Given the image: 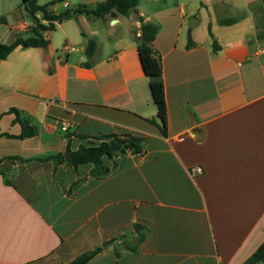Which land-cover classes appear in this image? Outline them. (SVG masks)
<instances>
[{"label": "crops", "instance_id": "obj_1", "mask_svg": "<svg viewBox=\"0 0 264 264\" xmlns=\"http://www.w3.org/2000/svg\"><path fill=\"white\" fill-rule=\"evenodd\" d=\"M25 1L0 0V44L42 34L49 45L0 61V134L14 136H0V264H71L98 248L87 264H245L264 242V0H206L215 40L195 30L202 19L187 24L197 0H142L129 16L78 15L54 31L36 28ZM55 1L38 4L59 15L105 0ZM141 19L158 27L166 135ZM13 109L37 135L17 138ZM123 135L143 152L103 178L43 161Z\"/></svg>", "mask_w": 264, "mask_h": 264}, {"label": "trees", "instance_id": "obj_2", "mask_svg": "<svg viewBox=\"0 0 264 264\" xmlns=\"http://www.w3.org/2000/svg\"><path fill=\"white\" fill-rule=\"evenodd\" d=\"M39 0H26L25 5L27 6L30 13L36 15L38 13L43 14V19L48 24H42L39 22L36 28L43 31H54L56 26L55 22H62L70 18L77 17L78 15H86L89 18L103 19L106 20L108 17L116 18L118 16H129L133 11L136 10L137 6L142 0H105L100 3L95 9L88 7H80L78 9L66 10L65 12L55 15L48 11L49 5L41 6L38 4ZM66 0H56L52 4L63 3ZM142 22V35L138 41V54L143 69L149 78L150 88L154 103L158 111V119L161 123V130L166 135L167 129V101L165 95V85L163 81V66L160 55L154 51L152 44L158 34V27ZM237 22L236 19L222 20V25H233ZM211 28H209V31ZM214 51L217 52V42L214 43ZM49 45L47 40L42 34H39L35 38H18L15 42L10 45L0 44V61L5 60L8 56L18 47L25 49L28 48H45ZM195 46L192 37L189 36L187 48L190 49ZM95 42H89V49L91 53L94 51ZM90 53V51H89ZM88 65V64H86ZM13 113L16 114L15 123H20L22 127L21 134L17 136L18 139L31 138L37 135V129L30 125L29 122L23 120L20 117L18 110L13 109ZM156 122V121H152ZM0 136L14 137L9 134H0ZM99 144H91L90 146H80L77 151H71L68 147L65 153H58L56 155L48 156L43 161H53L56 164H66L68 166L78 168L81 165L93 164L94 169L91 175L94 178H103L111 173V171L117 166L114 161L116 157H124L129 155H139L143 152L144 139L133 136H105L97 138ZM122 142V146L118 152L111 150V143ZM113 162L112 165L107 164ZM3 159L0 158V165ZM101 248L95 251L86 253L71 264H87L93 259L98 253L101 252ZM245 264H264V242L257 249V251L251 256V258Z\"/></svg>", "mask_w": 264, "mask_h": 264}, {"label": "rangeland", "instance_id": "obj_3", "mask_svg": "<svg viewBox=\"0 0 264 264\" xmlns=\"http://www.w3.org/2000/svg\"><path fill=\"white\" fill-rule=\"evenodd\" d=\"M198 4L195 5V7L193 8L194 12H192V18L189 19L188 21V25L190 26L191 23H192V19L195 20L197 23V21H199V19H202V22H200V24H198L196 26V31L199 32L200 34H205V33H209V28L211 27L212 28V31L213 33L215 34L214 36V40L217 38V35H218V29L219 27L218 26H215L213 25L212 23V19L210 17V11H209V7L207 5H205V2L206 0H197ZM214 2V1H212ZM239 15V12L238 11H234V10H231L228 14L227 17H230V18H236L238 17ZM209 36V41L210 42H213L212 41V36L211 35H208Z\"/></svg>", "mask_w": 264, "mask_h": 264}, {"label": "water", "instance_id": "obj_4", "mask_svg": "<svg viewBox=\"0 0 264 264\" xmlns=\"http://www.w3.org/2000/svg\"><path fill=\"white\" fill-rule=\"evenodd\" d=\"M28 18H29V19L32 21V23L35 24V25H37V24L39 23V19H38L35 15L31 14L30 12L28 13ZM191 26H193L192 23H191ZM84 55H86V53H84ZM198 132H199L198 130H195V131H194L195 134H197ZM121 146H122V142H114V143H111V145H110L111 150H112L113 152H118L119 149L121 148ZM107 246H109V244H105V245H103L104 248L107 247Z\"/></svg>", "mask_w": 264, "mask_h": 264}, {"label": "built area", "instance_id": "obj_5", "mask_svg": "<svg viewBox=\"0 0 264 264\" xmlns=\"http://www.w3.org/2000/svg\"><path fill=\"white\" fill-rule=\"evenodd\" d=\"M64 6L67 8L68 7V3L64 2Z\"/></svg>", "mask_w": 264, "mask_h": 264}]
</instances>
